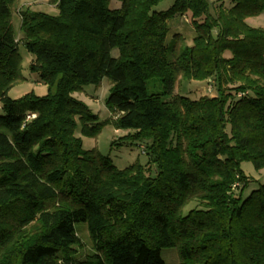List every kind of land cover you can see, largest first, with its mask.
I'll list each match as a JSON object with an SVG mask.
<instances>
[{"label":"trees","instance_id":"1","mask_svg":"<svg viewBox=\"0 0 264 264\" xmlns=\"http://www.w3.org/2000/svg\"><path fill=\"white\" fill-rule=\"evenodd\" d=\"M17 1L0 0V264H165L168 248L179 264H264V183L245 197L240 167L264 169V28L245 21L264 0L216 12V0H175L159 13L162 0H48L57 14L19 10L20 40ZM187 14L191 45L167 42ZM20 43L46 96L8 95L25 81ZM104 78L121 143L145 164L120 170L75 134L97 116L74 94ZM180 80H211L217 96L175 93Z\"/></svg>","mask_w":264,"mask_h":264},{"label":"rangeland","instance_id":"2","mask_svg":"<svg viewBox=\"0 0 264 264\" xmlns=\"http://www.w3.org/2000/svg\"><path fill=\"white\" fill-rule=\"evenodd\" d=\"M174 2L175 0H162L157 6L153 7L151 13L167 11ZM219 2H222V4L228 8L230 7L232 0L214 1L211 5L212 12H216L218 7L217 4H219ZM118 6L119 4L115 1V3L111 5V8L114 9ZM27 7L34 11H41L50 15H55L58 12L56 5L48 0H18L14 4L12 12L13 32L17 37V40H20L23 37L20 30L21 20L18 12ZM185 16L187 19L183 18V16H179L171 19L169 22H174L176 19L183 18L191 25L190 15L187 14L184 15V17ZM245 21L252 27L264 28V13L256 17H246ZM167 42H169V37H167ZM19 53L22 56V73L25 77V81L14 85L8 93L9 97L12 99H19L28 94H34L38 97L46 96L49 93L48 87L38 82L37 76L28 70L33 56L26 50L22 43L19 44ZM115 54H117V52H115ZM111 86V82L107 78H104L98 86L88 85L85 86L82 92L74 94L77 99L85 103L97 116L96 123L87 126V128L90 130L94 129V131H90L88 134L83 133V125L80 124V122H77L75 134L81 139L83 150L93 151L94 153L109 159V161L120 170L129 167L135 161L145 164L147 159L142 153V148L132 146L131 144L121 143L125 141V139H121L125 133L114 128L112 114L106 105ZM206 86L205 82L202 81L180 80L175 89V93L186 95L192 99H198L201 96H209L206 92ZM214 96H217V92H215ZM240 167L250 181L244 191V196L246 197L252 190L257 189L264 183V169H255L251 162H243ZM195 208H200L196 202L187 206L184 209V212H188ZM76 230L80 244L75 248V252H77L78 256H84L91 253L92 244L86 225L78 223L76 225ZM162 256L165 264H179L178 254L175 249H164Z\"/></svg>","mask_w":264,"mask_h":264},{"label":"crops","instance_id":"3","mask_svg":"<svg viewBox=\"0 0 264 264\" xmlns=\"http://www.w3.org/2000/svg\"><path fill=\"white\" fill-rule=\"evenodd\" d=\"M183 18L187 19L186 16ZM180 18L176 19V21L169 22L170 32L168 34L169 41L175 35H181L187 42V44H191L193 39L196 36L195 30L191 27L190 23L187 22L185 19Z\"/></svg>","mask_w":264,"mask_h":264},{"label":"built area","instance_id":"4","mask_svg":"<svg viewBox=\"0 0 264 264\" xmlns=\"http://www.w3.org/2000/svg\"><path fill=\"white\" fill-rule=\"evenodd\" d=\"M206 85H207V86H206V92L209 94V96H214V95H215V92H216V89H215V87H214V83L210 80V81H208V83H207ZM244 95H245L244 92H239V93L237 94V97H238V98H241V97H243ZM32 117H34V115H32ZM142 153H144V149H143V148H142ZM234 187H235V188L238 187V184H236Z\"/></svg>","mask_w":264,"mask_h":264}]
</instances>
